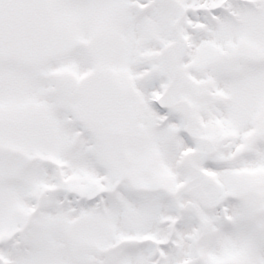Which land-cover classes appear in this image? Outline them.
<instances>
[{"label": "snow or ice", "instance_id": "snow-or-ice-1", "mask_svg": "<svg viewBox=\"0 0 264 264\" xmlns=\"http://www.w3.org/2000/svg\"><path fill=\"white\" fill-rule=\"evenodd\" d=\"M0 264H264V0H0Z\"/></svg>", "mask_w": 264, "mask_h": 264}]
</instances>
